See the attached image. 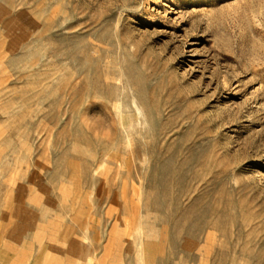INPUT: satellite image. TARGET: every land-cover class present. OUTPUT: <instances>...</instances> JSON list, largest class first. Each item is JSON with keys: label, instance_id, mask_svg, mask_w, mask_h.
I'll return each instance as SVG.
<instances>
[{"label": "rangeland", "instance_id": "374dc122", "mask_svg": "<svg viewBox=\"0 0 264 264\" xmlns=\"http://www.w3.org/2000/svg\"><path fill=\"white\" fill-rule=\"evenodd\" d=\"M0 264H264V0H0Z\"/></svg>", "mask_w": 264, "mask_h": 264}]
</instances>
